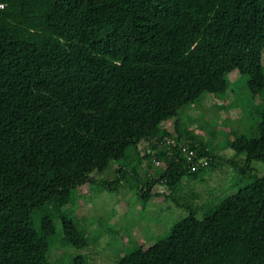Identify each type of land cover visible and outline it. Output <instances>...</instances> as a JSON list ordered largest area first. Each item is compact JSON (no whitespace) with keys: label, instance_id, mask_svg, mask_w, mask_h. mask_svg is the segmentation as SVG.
I'll return each instance as SVG.
<instances>
[{"label":"trees","instance_id":"1","mask_svg":"<svg viewBox=\"0 0 264 264\" xmlns=\"http://www.w3.org/2000/svg\"><path fill=\"white\" fill-rule=\"evenodd\" d=\"M0 5V264H52L57 245L85 249L87 230L63 208L113 161L118 176L103 186L126 178L148 202L163 184L169 194H157L190 212L168 237L116 264H264V173L202 217L179 197L184 178L203 181L219 166L180 112L224 97L234 71L263 101L259 133L228 146L245 156L242 174L264 163V0ZM172 120L174 132L166 127ZM182 147L208 166L191 171ZM145 162L154 173L143 178ZM70 264L90 262L77 255Z\"/></svg>","mask_w":264,"mask_h":264},{"label":"rangeland","instance_id":"2","mask_svg":"<svg viewBox=\"0 0 264 264\" xmlns=\"http://www.w3.org/2000/svg\"><path fill=\"white\" fill-rule=\"evenodd\" d=\"M228 81L229 90L224 97L206 99L200 106H189L180 112L182 114L185 110L183 119L186 125L220 159L219 166L210 169L203 181L200 178L193 181L188 177L183 179L179 193L181 202L198 205L201 209L199 217L248 184L252 175L264 173V163L259 161L250 164L252 174L240 173L237 168L244 167L245 156L234 157L228 146L235 136L259 133L257 124L260 118L255 110L263 99L252 96L247 84L248 76L234 71L229 74ZM234 101L236 104L233 106ZM174 122L172 120L166 126L171 132H174ZM153 164L160 170L165 168L164 164ZM119 169L120 164L113 161L110 168L94 177V182L78 188L77 196L75 193L71 203L63 208L69 218L87 230L90 242L85 249L57 245L50 252L52 264H70L72 257L77 255L88 258L90 264H116L132 249L168 237L172 227L190 214L188 209L179 208L157 194H169L163 184L154 186L151 190L153 197L148 202L138 195L136 183H131V188L126 178L115 189L104 185L105 188L104 181L114 182ZM141 169L143 178L154 173L147 162Z\"/></svg>","mask_w":264,"mask_h":264},{"label":"built area","instance_id":"3","mask_svg":"<svg viewBox=\"0 0 264 264\" xmlns=\"http://www.w3.org/2000/svg\"><path fill=\"white\" fill-rule=\"evenodd\" d=\"M0 7H3V5H0ZM176 140L175 139H168L167 145H175ZM184 155L187 157L190 169L191 171H196L200 166L207 167L209 164V160L207 157L199 158L196 154V151L189 149V147H182L181 148Z\"/></svg>","mask_w":264,"mask_h":264}]
</instances>
